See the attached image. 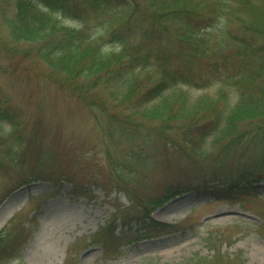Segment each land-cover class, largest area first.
Masks as SVG:
<instances>
[{
    "label": "trees",
    "instance_id": "obj_1",
    "mask_svg": "<svg viewBox=\"0 0 264 264\" xmlns=\"http://www.w3.org/2000/svg\"><path fill=\"white\" fill-rule=\"evenodd\" d=\"M2 34L9 37L7 42ZM0 38V55L11 58L31 53L18 51V42L38 43L36 57L44 65L43 77L84 103L109 140L140 139L139 149L122 153L128 154L123 162L110 166L114 179L122 173L126 181L131 180L118 187L131 205L115 214L131 211L130 221H138L142 237H162L193 227L189 218L177 224L154 221L150 213L159 198L150 189L140 194L146 186L157 187L154 175L150 180L148 174L171 151L177 154L166 163L170 171L164 196L192 190L229 204L244 203L241 196L259 198L249 179H264V160L260 163L264 145L249 153L250 168L229 162L228 157L244 152L235 147L233 135L246 138L264 127V0H0ZM208 79L218 87L213 96L197 92L207 85L199 81L209 84ZM193 94L199 95L192 99ZM2 96L0 90V149L6 143L9 151L0 150V165L7 161L17 165L23 158L13 152L23 142L20 122L5 108ZM108 100L114 113L107 109ZM123 103L126 106L121 107ZM197 117L205 123L198 124ZM242 122H247V131H240ZM204 142L209 148L202 147ZM220 146L219 155L212 152ZM51 155L49 151L47 157ZM214 156L219 158L209 164L212 169L198 170L202 161L209 163ZM175 159L180 160L178 167ZM149 160L155 165L152 172L144 166ZM44 166L39 163V170L45 172ZM44 176L39 179L49 178ZM144 177L145 184L131 191V185ZM125 219L121 217L123 226L129 224ZM16 223L19 227L12 219L0 231L1 261L20 259L19 248L28 233ZM116 228L113 222L103 235L109 237L102 243L107 253L113 242L121 248L127 244L128 235L118 236ZM230 229L242 230L238 224L210 229L203 240L212 254L194 255L179 264H244L242 252L221 251L223 244L233 243Z\"/></svg>",
    "mask_w": 264,
    "mask_h": 264
},
{
    "label": "rangeland",
    "instance_id": "obj_2",
    "mask_svg": "<svg viewBox=\"0 0 264 264\" xmlns=\"http://www.w3.org/2000/svg\"><path fill=\"white\" fill-rule=\"evenodd\" d=\"M65 21L77 25L73 20ZM2 38L7 42L5 39L9 37L4 35ZM37 45L25 41L17 43L18 51L26 53L30 49L28 57L0 55V90L5 95L2 99L6 102L5 108L14 112V118L20 122L18 132L23 141L16 148L17 152L13 150L14 155L23 156L20 163L12 165L7 161L0 165V231L14 219V227H19L17 221L28 233L19 248L20 260L5 258L4 261L0 259V264H179L194 255H211L203 240L207 231L232 224H238L241 233L230 229L229 235L234 234L233 243L230 246L223 244L221 251L230 255L242 252L244 264H264V179L256 180V173H253L256 179L249 181L259 198L241 196L244 203L216 202L195 191L164 196L163 186L170 171L165 167L168 159L176 156L174 150L160 160L153 174H148L150 180L154 175L157 187L146 186L140 194L145 195L150 189L159 198L150 213L155 221L177 224L189 218L193 227L182 233L146 238L142 237L144 231L140 230L137 220L130 221L131 211L115 214L117 209L131 205L127 194L118 188L131 180L126 181L127 177L122 173V177L114 179L110 163L113 166L122 163L128 154L124 157L121 154L130 152L131 148L139 149L140 139L113 142L106 132H100L84 103L43 77L44 65L36 57ZM193 73L197 78L198 71ZM199 82L207 85H202L204 91L198 93L216 94L215 81ZM102 89L103 86H99L100 92ZM198 95L193 94L192 99ZM107 109L116 111L110 100ZM197 119L198 124L205 123L204 118ZM247 122L241 123L240 131L248 130ZM112 127L106 129L110 131ZM237 136L233 135L234 145L238 150H244L243 155L231 154L228 161L238 165L246 163L250 168L253 165L248 155L257 145H264V127L249 133L246 138ZM221 143L225 145L226 141ZM3 144L5 148L0 150L9 151L7 144ZM202 147L209 148V144L204 142ZM49 151L54 155L47 157ZM221 151L220 146L212 152L218 154ZM182 154L179 151V155ZM217 156L209 158V163L202 161L198 170L212 169L209 164L215 158L218 160ZM262 160L264 157L260 159L261 164ZM175 161L178 167L180 160ZM39 163L45 164V172L42 167L39 170ZM144 166L152 172L155 165L149 160ZM43 174L49 178L39 179ZM145 182L144 177L135 187L132 184L131 191L139 190ZM122 216L129 220L127 226L121 224ZM113 222L117 225L118 236L121 232L128 235L124 239L127 244L121 248L113 242V252L108 254L102 243L109 237L103 235L110 232ZM70 251L72 255H69ZM108 256L109 260H105Z\"/></svg>",
    "mask_w": 264,
    "mask_h": 264
}]
</instances>
